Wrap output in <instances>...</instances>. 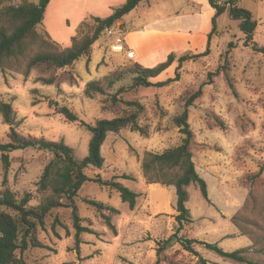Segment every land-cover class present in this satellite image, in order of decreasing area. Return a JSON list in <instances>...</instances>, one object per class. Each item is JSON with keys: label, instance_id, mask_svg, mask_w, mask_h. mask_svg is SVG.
Masks as SVG:
<instances>
[{"label": "rangeland", "instance_id": "obj_1", "mask_svg": "<svg viewBox=\"0 0 264 264\" xmlns=\"http://www.w3.org/2000/svg\"><path fill=\"white\" fill-rule=\"evenodd\" d=\"M56 1L49 10L47 20L45 16L39 32L47 33L52 42L63 47L71 46L72 38L86 19L107 18L120 6L117 5L119 1L113 0ZM26 2L37 3L38 0H0V9ZM181 2L176 0V11L187 13L188 6ZM157 3L158 0H152L151 7L142 4L139 10L125 16L122 22L134 28L154 18L156 10L162 11L161 4ZM238 5L251 11L258 21L254 41L259 47H264V0H238ZM238 25L239 22L230 19L228 13L222 15L218 20L217 32L212 37L209 55L197 62L185 63L180 70V81L168 88L131 89L129 77L115 84L108 94L114 95L119 89H125L126 92L118 96L120 99L138 101L145 107L139 123L149 126L150 137L144 138L130 130L110 133L102 148L104 167L101 170L89 168L87 174L90 177L100 175L104 180H111L114 175L122 173L137 175L147 148L158 153L171 145L181 144L183 135L173 119L183 111L184 99L202 89L201 97L189 113V123L194 133L193 156L200 169L204 156L212 161L220 160L214 164L223 171L219 176L220 181L230 189L243 190L246 194L244 206L231 218L239 236L244 238L224 241V250L234 252L247 249L245 256L249 260L264 264V172L259 174L260 167L264 165V56L244 45V35ZM48 27L54 31L52 35ZM53 36L59 38L54 39ZM125 46L129 48L126 39ZM204 48L198 53H203L207 45ZM119 52L118 48L110 46L104 34L94 45L91 57L78 62L67 72L34 69L26 74L25 64L0 70V103L12 105L16 114V131L25 137L63 142L74 150L77 160L84 159L88 155L91 134L80 126V122H66L54 108H50L49 101L67 106L87 124L94 125L98 120L114 118L113 113L104 108L103 97L88 99L84 91L89 82L102 80L124 65L136 62ZM176 67L177 63L154 82L173 78ZM54 75L60 79L58 85L47 86L41 81V78ZM9 132L10 127L1 118L0 143L8 141ZM7 157L8 163L0 152V191L9 189L18 199L31 195L33 200L30 205L37 206L46 196L40 191V181L53 155L29 148L7 153ZM120 182L135 190L133 183ZM139 188L146 192L144 186ZM152 195L153 198L160 197L159 194ZM86 197L115 208L122 203L115 190L85 183L79 192L77 204L82 225L91 227L95 234L81 235V244L77 248L72 210L55 209L46 218L45 228L38 226L36 236L40 247L30 248L22 255L26 264L139 263L141 254L130 256L117 242V215L105 212L111 218L113 230L100 212L84 203ZM228 227L221 226L218 230L225 232ZM141 242H127L128 245L123 246H137ZM196 249L208 264H236L202 246ZM167 254L171 256L169 263L172 264H200L197 258L176 245Z\"/></svg>", "mask_w": 264, "mask_h": 264}, {"label": "trees", "instance_id": "obj_2", "mask_svg": "<svg viewBox=\"0 0 264 264\" xmlns=\"http://www.w3.org/2000/svg\"><path fill=\"white\" fill-rule=\"evenodd\" d=\"M53 0H38L37 3H23L19 6H7L0 9V70L14 68L25 64L26 74L34 69H44L56 73L67 72L83 59H89L94 45L101 40L107 29L118 24L125 16L134 11L144 0H127L116 8L107 18L93 17L86 19L72 38L71 46L63 47L51 41L47 33L41 34L39 30L44 25L45 14ZM215 11L212 18V30L208 35L207 49L203 53L175 54L168 56L167 60L154 68H146L138 62L124 65L121 69L110 73L102 80H93L86 85L84 94L88 99L103 97V106L114 115L112 119L98 120L94 125L81 121L77 114L67 106H60L55 101H49L50 108H54L68 123H78L90 134L88 155L77 160L74 150L63 142L47 141L25 137L16 131V114L10 103H0V119L10 127L8 141L0 143V152L4 161L8 163L7 153L17 150L35 148L49 152L53 159L45 167L40 181V191L46 194L37 206H31V195L18 199L9 189L0 191V264H26L22 255L30 248H39L37 240L38 226L45 228L46 218L55 209L70 208L72 210L73 226L76 231V246L81 244V235H94L95 231L89 226L82 225V217L77 204L79 192L85 183H95L101 187L118 192L123 203H128L131 209L136 206L138 194L122 184L121 180H132L126 174L114 175L111 180H104L100 175L90 177L89 168L101 170L105 164L102 155L103 145L110 133L118 134L123 130L139 133L144 138L150 137L148 125H140L139 118L145 107L138 101H125L118 96L125 93L119 89L114 95L108 94L115 84L131 78V89L168 88L180 81V70L185 63L197 62L210 53L212 37L217 32L218 19L228 13L233 21L239 22L238 28L244 35V45L253 52L264 56V47H259L254 36L258 21L253 13L238 5V0H208ZM177 63L175 76L164 81H157L160 76L167 73ZM44 85H58L60 79L54 75L50 78H41ZM202 89L184 99L183 111L173 121L176 128L183 135L181 144L170 146L162 152H147L142 160V170L148 184L174 186L177 193L176 223L177 229L167 240L157 243L155 264H172L169 250L176 247L193 255L200 264L208 262L197 251V246L214 252L217 256L236 264H255L249 260L245 253L247 249L227 252L217 244H210L190 238L191 216L187 209L189 201L188 189L191 185L200 188L202 196L209 201L207 182L196 171L193 161L192 141L194 133L189 123L190 108L201 97ZM264 172V165L260 167L259 174ZM66 200V202H65ZM84 203L102 214L106 224L114 230L111 218L106 215H118L119 211L91 197H86ZM235 220V218L233 219Z\"/></svg>", "mask_w": 264, "mask_h": 264}, {"label": "crops", "instance_id": "obj_3", "mask_svg": "<svg viewBox=\"0 0 264 264\" xmlns=\"http://www.w3.org/2000/svg\"><path fill=\"white\" fill-rule=\"evenodd\" d=\"M113 1H119L117 5L121 7L127 0ZM180 1L184 6H188L187 13L176 11V0H158L157 4H161L162 11L156 10L154 18L134 26V28H130L122 20L118 23L126 31L125 39L128 49L134 54L133 59L136 62L146 68L155 67L161 61H166L172 53L179 55L188 52L198 53L205 49L208 35L212 30V18L215 11L209 5L208 0ZM56 2L53 0L49 4L45 14L46 20L50 8ZM151 2L152 0H144L135 10H139L142 4L151 7ZM48 30L52 35L54 32L52 28L48 27ZM53 38L58 39L59 37L53 36ZM172 68L168 71H171ZM145 151L154 153L148 148ZM193 161L196 171L207 182L209 201L202 196L197 185L200 192L195 185L189 187L190 198L187 209L192 220L189 236L191 239L217 244L225 249L224 241L231 238H244L239 236L238 228L232 223L231 218L238 214L244 206L246 194L243 190L230 189L220 181L219 176L223 174V171L214 165L216 161L221 162L220 160L213 159L212 161L204 156L201 169L196 163L195 156H193ZM139 166L141 169L139 174H126L131 176L132 180H123L134 184L135 190L132 191L138 194L135 208L131 209L128 203L123 202L119 207H114L119 211L116 219L117 242L127 250L130 256L135 257L141 254L137 264H155L157 243L167 240L177 229L175 219L177 193L174 186L148 184L143 174L142 162L139 163ZM140 186H144L146 192H143L139 188ZM152 194H159V199L156 196L153 198ZM223 221L225 223H221ZM225 225L229 226L228 230L225 232L218 230ZM137 240L142 241L141 244L139 243L140 245L123 246L128 245L127 242ZM155 242L156 247H154Z\"/></svg>", "mask_w": 264, "mask_h": 264}, {"label": "built area", "instance_id": "obj_4", "mask_svg": "<svg viewBox=\"0 0 264 264\" xmlns=\"http://www.w3.org/2000/svg\"><path fill=\"white\" fill-rule=\"evenodd\" d=\"M106 35L109 39L110 46L120 50L119 53L127 55L129 58H133L134 54L125 46L126 31L120 24H116L107 29Z\"/></svg>", "mask_w": 264, "mask_h": 264}]
</instances>
